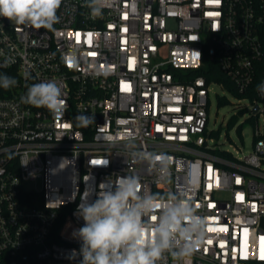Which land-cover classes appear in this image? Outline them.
<instances>
[{
	"label": "built area",
	"instance_id": "obj_1",
	"mask_svg": "<svg viewBox=\"0 0 264 264\" xmlns=\"http://www.w3.org/2000/svg\"><path fill=\"white\" fill-rule=\"evenodd\" d=\"M57 15L54 30L0 17V70L17 81L0 96V264H80L78 206L132 175L187 192L206 221L192 255L159 264H264V0H103L98 17L62 0ZM206 60L249 101L248 155L213 144L211 86L232 92ZM43 81L61 86V115L21 101ZM132 151L165 154L167 182Z\"/></svg>",
	"mask_w": 264,
	"mask_h": 264
},
{
	"label": "clouds",
	"instance_id": "obj_2",
	"mask_svg": "<svg viewBox=\"0 0 264 264\" xmlns=\"http://www.w3.org/2000/svg\"><path fill=\"white\" fill-rule=\"evenodd\" d=\"M62 0H0V17L17 26L54 30ZM93 17L102 15L103 0H87ZM15 78L0 74V87L15 86ZM264 95V83L257 86ZM25 104L46 108L54 116L66 109L61 86L55 81L32 84L21 97ZM78 126L88 127L94 117L79 114ZM134 147V146H133ZM149 164L158 182H167L170 159L163 153L132 151ZM84 224L75 235L81 241L80 264H159L171 256L182 260L196 250L206 221L197 214L185 191L152 193L142 190L137 176L117 177L100 186L97 198L78 206ZM73 250V257L75 256Z\"/></svg>",
	"mask_w": 264,
	"mask_h": 264
},
{
	"label": "rangeland",
	"instance_id": "obj_3",
	"mask_svg": "<svg viewBox=\"0 0 264 264\" xmlns=\"http://www.w3.org/2000/svg\"><path fill=\"white\" fill-rule=\"evenodd\" d=\"M217 94H226L229 102L219 105ZM210 97L211 106L209 109L208 129L212 130L213 144L218 148L229 150L240 157L250 154L254 149L255 125L247 122L249 110L245 109L243 114L239 111L242 106L248 107L249 101L245 99H241L240 101L238 96L227 92L218 85L211 86ZM232 116L236 118L230 125L229 120ZM240 124H243L242 135L237 132V127ZM30 186L41 188V180L37 184H30ZM57 264H66V262H59Z\"/></svg>",
	"mask_w": 264,
	"mask_h": 264
},
{
	"label": "trees",
	"instance_id": "obj_4",
	"mask_svg": "<svg viewBox=\"0 0 264 264\" xmlns=\"http://www.w3.org/2000/svg\"><path fill=\"white\" fill-rule=\"evenodd\" d=\"M204 66H207L210 68V71H211V75H208L207 78L209 79H215L217 81H222L225 83V86L228 90H230L233 95L235 96H240L234 89V87L231 85V83L229 82L228 79H226V77L223 75V73L220 71L219 67L217 66L216 64V61H210V60H206L204 61ZM202 72V71H201ZM0 74H8V72L4 71L3 70H0ZM3 90L4 88L0 87V96L3 95ZM219 105L221 104H225V103H228V101L225 99V98H221L219 100ZM235 116H232L229 120V124L231 125L234 121H235ZM247 122L250 123V124H254V119L253 118H247ZM237 132L238 134L242 135V130H243V124H240L238 127H237ZM256 140V138H254V141ZM64 220V217L61 216L60 217V220H59V224H61Z\"/></svg>",
	"mask_w": 264,
	"mask_h": 264
},
{
	"label": "water",
	"instance_id": "obj_5",
	"mask_svg": "<svg viewBox=\"0 0 264 264\" xmlns=\"http://www.w3.org/2000/svg\"><path fill=\"white\" fill-rule=\"evenodd\" d=\"M258 110V106H256L255 108H254V112H256Z\"/></svg>",
	"mask_w": 264,
	"mask_h": 264
}]
</instances>
